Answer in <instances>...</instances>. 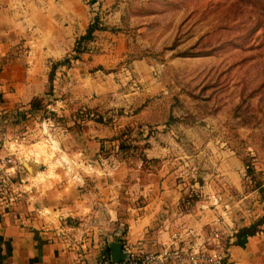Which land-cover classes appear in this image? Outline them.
Masks as SVG:
<instances>
[{
  "label": "rangeland",
  "instance_id": "1",
  "mask_svg": "<svg viewBox=\"0 0 264 264\" xmlns=\"http://www.w3.org/2000/svg\"><path fill=\"white\" fill-rule=\"evenodd\" d=\"M83 4L74 11L84 28L96 18L102 27L82 52L74 47L86 31L47 57L49 74L54 62L79 56L57 65L51 92L47 78L36 83L39 93L30 101L11 102L3 94L19 85L14 68L5 70L0 127L21 155L18 177L42 169L47 174L33 180L38 185L54 177L60 188L94 186L101 201L115 195L119 206H132L134 222L149 213L157 221L173 213L201 216L200 205L214 194L228 203L232 226L263 216L264 0ZM30 44L15 43L5 62L35 57ZM121 139L140 146L122 152Z\"/></svg>",
  "mask_w": 264,
  "mask_h": 264
},
{
  "label": "crops",
  "instance_id": "2",
  "mask_svg": "<svg viewBox=\"0 0 264 264\" xmlns=\"http://www.w3.org/2000/svg\"><path fill=\"white\" fill-rule=\"evenodd\" d=\"M80 4L83 0H0V95L7 85L5 70L12 67L17 77L13 83L19 88L17 92L4 93L5 97L14 99L11 102L27 103L39 93L34 91L36 83L49 79L47 57L65 51L70 35L86 31L83 17L74 11ZM81 8L84 15V4ZM24 38L36 56L20 55L7 64L3 56ZM38 173L47 174L42 169L35 174L24 173L32 178L27 201L0 208V264H93L102 252L111 253L108 241L116 233L119 238L132 239L144 250L158 249L167 241L169 227L177 222L203 224L219 211L211 208L201 216L192 212L166 214L158 221L149 213L134 222L129 217L132 206H119L115 195L109 196L111 202L101 201L96 187L79 183L60 188L54 177L38 185L33 181L38 180ZM181 195L179 190L176 199L180 201ZM239 227L235 224V228ZM233 240L225 264H264V229L249 235L245 245L234 244Z\"/></svg>",
  "mask_w": 264,
  "mask_h": 264
},
{
  "label": "built area",
  "instance_id": "3",
  "mask_svg": "<svg viewBox=\"0 0 264 264\" xmlns=\"http://www.w3.org/2000/svg\"><path fill=\"white\" fill-rule=\"evenodd\" d=\"M21 155L12 147V138L0 127V208H10L28 200L31 189L28 177L21 175ZM221 196L210 195L200 205L202 212L216 208L214 218L203 224L187 220L177 222L161 248L144 250L128 237L120 238L125 257L113 260L110 253L102 252L93 264H225L228 246L238 228L227 220L230 210ZM83 264H90L85 262Z\"/></svg>",
  "mask_w": 264,
  "mask_h": 264
},
{
  "label": "trees",
  "instance_id": "4",
  "mask_svg": "<svg viewBox=\"0 0 264 264\" xmlns=\"http://www.w3.org/2000/svg\"><path fill=\"white\" fill-rule=\"evenodd\" d=\"M102 26L100 25V22L98 20V18H96L93 22H91L86 30L85 33L81 34L79 36V39L77 40V44L74 47V51H76L77 53H80L83 51V49L81 48V44L84 41L87 40H91L94 37V32L96 29L101 28ZM78 54H74V55H67L65 56L62 60H58L56 62H54L52 64L50 73H49V81H50V87L49 90L50 92L53 90V86H54V78H55V72H56V67L58 64H68L72 61L73 58H78ZM32 105L34 107H38L39 103H37V101L33 100ZM103 116H100V119H102ZM127 141V140H126ZM133 147L134 149H136L137 147H139L140 145L137 146V144H125V140L121 139V141L118 144L119 150L123 152V150H125L126 148H130ZM136 151V150H135ZM143 153V151H141ZM133 155L135 152H131ZM143 159H146L145 154H143ZM248 172H252L253 171V167L248 163ZM257 186L261 187L262 182L260 180L256 181ZM264 225V215L261 216L260 218H258L257 220H255L254 222H252L251 224H245L242 225L238 228L237 232L235 233V238L233 240L232 243L234 244H239V245H245V243L248 240V236L252 235L254 233H256L258 230L261 229V227H263ZM107 251H109V248H107Z\"/></svg>",
  "mask_w": 264,
  "mask_h": 264
},
{
  "label": "water",
  "instance_id": "5",
  "mask_svg": "<svg viewBox=\"0 0 264 264\" xmlns=\"http://www.w3.org/2000/svg\"><path fill=\"white\" fill-rule=\"evenodd\" d=\"M23 162L25 166L32 172L34 169L33 163L26 158H23ZM108 246L110 248V254L113 260H120L125 257V254L123 253L122 242L119 238V233H116L114 238L108 241Z\"/></svg>",
  "mask_w": 264,
  "mask_h": 264
},
{
  "label": "bare ground",
  "instance_id": "6",
  "mask_svg": "<svg viewBox=\"0 0 264 264\" xmlns=\"http://www.w3.org/2000/svg\"><path fill=\"white\" fill-rule=\"evenodd\" d=\"M40 146V145H39ZM45 147H43V145L41 146V147H39V151H40V153H44V152H46L45 151ZM38 158V157H37ZM37 171H39V169H36L34 172H33V174H35ZM36 177L38 178V180L39 179H42V180H44V178L45 177H43V173L42 174H40V173H38V175H36Z\"/></svg>",
  "mask_w": 264,
  "mask_h": 264
}]
</instances>
